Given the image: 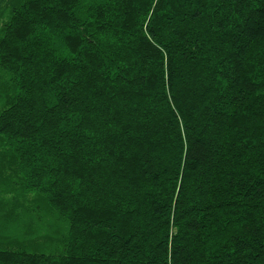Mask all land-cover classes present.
I'll list each match as a JSON object with an SVG mask.
<instances>
[{"label": "trees", "instance_id": "1", "mask_svg": "<svg viewBox=\"0 0 264 264\" xmlns=\"http://www.w3.org/2000/svg\"><path fill=\"white\" fill-rule=\"evenodd\" d=\"M0 264H264V0H0Z\"/></svg>", "mask_w": 264, "mask_h": 264}]
</instances>
